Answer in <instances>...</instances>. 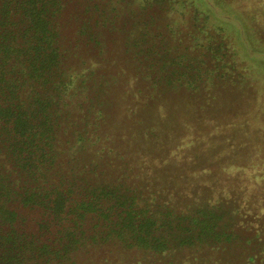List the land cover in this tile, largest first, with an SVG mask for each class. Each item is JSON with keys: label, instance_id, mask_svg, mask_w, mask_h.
<instances>
[{"label": "trees", "instance_id": "16d2710c", "mask_svg": "<svg viewBox=\"0 0 264 264\" xmlns=\"http://www.w3.org/2000/svg\"><path fill=\"white\" fill-rule=\"evenodd\" d=\"M68 3L0 0V264H264L263 198L203 165L235 140L217 95H255L240 62L259 57L198 9L69 20L73 42Z\"/></svg>", "mask_w": 264, "mask_h": 264}, {"label": "rangeland", "instance_id": "374dc122", "mask_svg": "<svg viewBox=\"0 0 264 264\" xmlns=\"http://www.w3.org/2000/svg\"><path fill=\"white\" fill-rule=\"evenodd\" d=\"M194 9L202 11L201 20H219V25H222V29L219 31L226 36L225 38L232 43L231 45L237 52L242 53L245 51L244 49L250 47L253 55L259 57L256 58L257 61H254L253 58L250 59L251 62L248 60L239 61L243 67L242 70L248 71L243 85L250 84L255 95L251 94L252 92L248 93L250 90L247 92L243 88L232 93L231 88L238 84L234 78L223 87V90L225 89L224 91L228 93L221 91L222 94L217 95L219 97L217 101H220L223 107L228 104L231 108L230 115L236 124L233 126L231 123L228 132L235 140L229 141L225 149L219 144L212 148L211 152L205 155L203 165L217 171L221 178L238 180L240 177L245 179L246 182L239 183V186L244 183L243 187L248 189L246 194L263 198L264 205V186L262 185L264 182V100L263 102L260 100V97L262 99L264 95V78L259 77V72L264 69V0H70L60 18L63 24L61 31L64 32V36L74 42L77 24L69 20H87L86 18L97 20L96 18L99 17L102 20L101 13H104L105 20L106 18L113 20L111 17L116 15V20L121 23L127 20L152 19L164 20V24L172 20L169 16L171 12H174L175 17L179 20H191L192 16L188 15ZM77 16L78 19H74ZM223 20H231L233 23L224 24ZM240 20L244 23H242L243 28L247 29H241V31L248 32L247 37L241 35L240 29H238L241 28L239 27ZM130 27V24L126 25L125 32ZM110 30L107 27L104 28L101 39L107 43L109 49L112 47L114 49L115 45L112 40L117 39L116 42L119 44L118 40L122 38V35L121 32L114 34ZM70 49L77 53L74 64H83V67H88L93 61L75 48L70 47ZM247 150L249 155L252 154L251 151H253V155H257L256 159L254 157L255 163L248 158ZM244 158L246 159L244 160ZM110 166L121 173L124 170H121L122 163L120 161H116ZM112 171L114 172L113 169ZM256 176H259L262 188L258 186L259 182L254 178ZM243 187L241 186L242 189Z\"/></svg>", "mask_w": 264, "mask_h": 264}]
</instances>
